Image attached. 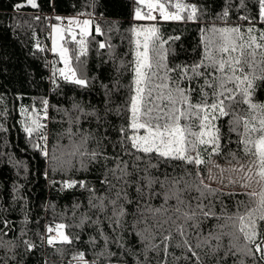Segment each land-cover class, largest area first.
<instances>
[{"label": "snow or ice", "instance_id": "snow-or-ice-1", "mask_svg": "<svg viewBox=\"0 0 264 264\" xmlns=\"http://www.w3.org/2000/svg\"><path fill=\"white\" fill-rule=\"evenodd\" d=\"M135 3L145 9L142 11L137 7L134 18L138 20L198 19L197 7L184 0H135ZM26 4L36 7V0H26ZM24 6V3L16 5L17 8ZM256 6V16L239 17L248 22L247 30L241 25L227 24L201 29L204 52L201 59L191 65H168V49L164 47L168 41L161 39L155 24L139 29L133 27V78L124 105L128 116L126 125L119 130L123 155L108 157L100 150H89L90 134L79 129L73 131L69 127L67 135L70 144L61 147L60 156L51 158L59 169L65 171H86L101 158L114 160V166L106 168L101 181L103 195H97V190L90 188L84 180L69 178L62 181L63 188L80 187L91 193L89 209L97 218L93 220L91 216L83 215L77 226L91 222L103 241L99 251H96L97 239L91 237L88 243L93 249V258L89 260L85 251L74 250L70 253L68 264H114L113 258L117 257V253L110 248L113 243L121 250L115 264H126L121 257L129 250L119 233L125 229V217L133 204L136 207L132 227L143 245L144 257L143 260L137 258V264H151L149 253L153 252L157 256L162 252L167 260L172 247L183 250L184 259L190 264H204L201 253L216 257L222 249L225 257H237L234 264H246V258L253 257L255 253H259L264 260V103L254 101L255 82L264 80V30L258 34L255 30L257 17L264 23V0H256ZM240 7H246L245 0H240ZM228 16L229 11L225 8L220 19L226 21ZM90 23V20H84L80 28L81 39L77 41L81 45L80 55L84 54L83 36ZM52 31L59 35L62 30L53 26ZM95 31L100 33L101 29L96 27ZM68 32L71 35L70 29ZM72 39L76 37L73 35ZM174 39L179 37H169V40ZM52 44V51L59 53L65 65L54 69L53 75L58 72L65 81L87 87V78L70 64L69 49L57 44V36H53ZM36 47L39 48V44ZM99 47L105 48L106 45L100 43ZM175 73L179 76L176 77ZM196 78H202L204 83L199 88L200 99L194 103V89L183 87L182 83ZM42 103L46 115L48 101ZM74 107L79 108L78 105ZM65 115L69 116L67 112ZM224 117H229L228 133L236 134L238 146L236 151L226 154L222 142L225 136L219 123ZM79 121V116L75 119L69 116L70 124H79ZM43 127L37 116L31 119V125L26 126L25 131L31 135ZM41 138H44L42 134ZM42 152L48 156L46 150ZM125 155L127 160L123 158ZM215 157H222L228 167L218 163ZM246 160L250 163H245ZM161 164L178 167L181 174L164 172L154 175L152 170H159ZM204 170L207 171L206 177ZM225 173H228L227 185H224ZM211 181L224 187H213ZM156 186L163 190V203L158 207L150 203L154 195L160 194L155 192ZM229 186L232 189L239 186L241 191H225ZM133 188L135 200L130 194ZM223 195H244L247 200L237 201L236 212L218 216L214 200ZM76 207L79 205H74ZM101 217L117 233L115 237L108 236L100 227L103 222ZM208 219L223 222L203 235L200 225ZM68 227L65 223H57L45 230L54 235L41 236L59 254L61 264L69 255L63 246H72L79 240V236L73 237L66 231ZM10 244L0 240V247ZM24 244L28 251L35 247L29 240H25ZM8 250L11 251V248Z\"/></svg>", "mask_w": 264, "mask_h": 264}, {"label": "trees", "instance_id": "trees-1", "mask_svg": "<svg viewBox=\"0 0 264 264\" xmlns=\"http://www.w3.org/2000/svg\"><path fill=\"white\" fill-rule=\"evenodd\" d=\"M198 9L195 21H156L135 19V11L143 6L135 0H36V7L26 4V0H0V240L11 242L8 247H0V264H61V257L53 247H49L42 235L47 227L65 223L66 231L73 237L79 236L72 246L64 245L69 255L63 259L68 264L70 253L81 250L93 258V249L88 241L95 237L98 242L96 251L103 241L91 222L83 226V215L97 217L89 209L91 193L80 187L63 188L62 181L69 178L84 180L97 195L104 194L101 181L106 168L114 166V160L99 159L86 171H65L58 168L51 158L60 156L62 146L70 144L67 129H78L90 134L89 150L97 149L108 157L122 154L120 128L127 123L128 113L124 105L129 96L132 82L131 64L134 59L133 27L142 28L155 24L159 29L164 45L168 49L166 62L170 67L198 62L204 52L201 43V29L213 26L223 27L241 25L247 30V21L240 20L241 15H257L256 0H245L246 7H240V0H184ZM24 7L17 8V4ZM225 8L229 11L227 20L220 19ZM174 10V9H172ZM155 14V13H154ZM184 13H182L183 15ZM155 15L158 16V13ZM64 17L87 18L91 21L90 32L83 38L84 54L80 55L78 40L70 41L66 36L63 43L69 49L70 64L77 67L87 78L88 86L80 87L60 78L54 69L59 68L57 58L50 52L49 32L53 23ZM101 29L96 33L95 28ZM257 34L264 30V23L258 17L255 21ZM179 37L169 40V37ZM105 43V48L99 44ZM39 44V48L36 45ZM110 46V47H109ZM79 56L77 60L76 57ZM176 77L179 73L174 74ZM55 79V83H53ZM202 78L183 81L182 86L192 88V100L200 99L199 88ZM48 101L46 109L43 101ZM254 101L264 103V80L255 82ZM78 105L79 108L74 106ZM241 107H246L241 105ZM26 110V111H22ZM82 110V111H81ZM79 116V124H70ZM40 118L42 129L31 135L25 131L31 125V119ZM229 117L219 122L225 138V154L237 150V136L228 133ZM43 135V139L41 138ZM229 138L231 142H229ZM39 145V147H36ZM42 150L48 152L45 156ZM242 155V153H241ZM125 160L128 157L123 156ZM218 163L227 165L222 157L214 158ZM155 162V161H154ZM143 166V165H142ZM154 175L164 172L181 174V169L169 164H161ZM207 171L204 170V176ZM156 193L150 203L158 207L163 203V190L156 186ZM136 199L135 189L130 190ZM192 195H195L193 193ZM247 200L244 195H223L214 200V210L218 216L237 211V201ZM143 203V202H141ZM170 203H174L171 201ZM74 205L79 207L74 208ZM135 207L129 206V215L125 217L123 236L125 247L129 250L121 258L126 264H137V258L143 260L142 247L132 224L135 219ZM103 220V217H101ZM222 220L208 219L201 223L203 235L215 230ZM100 227L110 237H115L106 220ZM29 240L35 247L26 250L24 241ZM227 245V239L224 241ZM9 247L11 251H9ZM61 247V245H56ZM120 257L121 250L115 243L110 245ZM165 260L163 253H149L151 264H190L184 259L185 253L179 248L169 249ZM204 264H234L237 257H225L222 249L216 257L201 253ZM117 257L113 258V262ZM180 257V259H175ZM246 264H264L260 254L246 258Z\"/></svg>", "mask_w": 264, "mask_h": 264}, {"label": "rangeland", "instance_id": "rangeland-1", "mask_svg": "<svg viewBox=\"0 0 264 264\" xmlns=\"http://www.w3.org/2000/svg\"><path fill=\"white\" fill-rule=\"evenodd\" d=\"M84 20H88L87 18H79V17H64L63 18V21L66 23L65 26H62L61 24V21L62 20H59L58 22L56 23H53L51 26H50V32H49V48H50V52L57 58L58 60V63H59V68H63L65 67L64 63L61 61V58L59 56V53L58 52H53L52 51V47H53V44H52V39H53V36H57V44L58 45H62V46H65V44L63 43V40H64V37H68L70 41H73L72 39V36L74 35L76 37L75 40H78V39H81V35H80V28L83 26V21ZM79 21L80 23L77 24L76 22ZM53 26H56L57 28L61 29L62 31L59 33V35H57L56 33H53L52 31V28ZM71 30V35L69 34L68 30ZM90 32V24L88 26V29H87V33L83 36V38ZM68 57H69V53H68ZM69 61H70V57H69ZM59 75V73H58ZM60 76V75H59ZM61 79H63L61 76H60ZM64 80V79H63ZM245 163H250V161H245ZM222 165V164H221ZM224 167H228V165H222ZM207 176V173L205 175V177ZM228 173H225V178H224V185H227L228 184ZM212 184L213 187H221L223 188L224 185H220L218 184L216 181H211L210 182ZM228 190H235L236 192H240L241 190L239 189V186H236L235 189H232V186H229L228 189H225V191H228ZM51 235H54V233H50Z\"/></svg>", "mask_w": 264, "mask_h": 264}, {"label": "built area", "instance_id": "built-area-1", "mask_svg": "<svg viewBox=\"0 0 264 264\" xmlns=\"http://www.w3.org/2000/svg\"><path fill=\"white\" fill-rule=\"evenodd\" d=\"M61 24H62V26H65L66 25V23L63 21V18H62Z\"/></svg>", "mask_w": 264, "mask_h": 264}]
</instances>
